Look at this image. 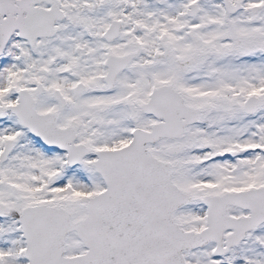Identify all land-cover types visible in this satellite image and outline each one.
<instances>
[{
	"label": "snow or ice",
	"instance_id": "obj_1",
	"mask_svg": "<svg viewBox=\"0 0 264 264\" xmlns=\"http://www.w3.org/2000/svg\"><path fill=\"white\" fill-rule=\"evenodd\" d=\"M0 264H264V0H0Z\"/></svg>",
	"mask_w": 264,
	"mask_h": 264
}]
</instances>
